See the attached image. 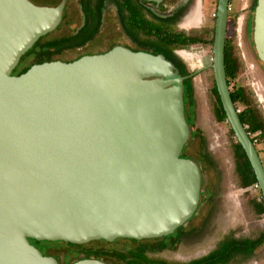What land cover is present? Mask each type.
Listing matches in <instances>:
<instances>
[{
  "label": "water",
  "instance_id": "water-1",
  "mask_svg": "<svg viewBox=\"0 0 264 264\" xmlns=\"http://www.w3.org/2000/svg\"><path fill=\"white\" fill-rule=\"evenodd\" d=\"M64 7L65 0H0V264H60L31 239L85 244L168 236L194 217L202 199V170L182 156L191 136L186 77L163 53L117 45L13 74L59 27ZM229 10L230 0H218L211 67L264 197V162L227 78ZM253 43L264 64V0H257Z\"/></svg>",
  "mask_w": 264,
  "mask_h": 264
},
{
  "label": "rangeland",
  "instance_id": "rangeland-1",
  "mask_svg": "<svg viewBox=\"0 0 264 264\" xmlns=\"http://www.w3.org/2000/svg\"><path fill=\"white\" fill-rule=\"evenodd\" d=\"M38 1L55 2L57 0ZM254 1H231L227 38H230L234 44V51L240 63L239 73L232 79L231 88L237 85L243 86L250 93L252 102L258 106L264 117V64L258 59L255 47L252 46V37L250 38L249 34L246 35L247 20L249 19L250 10H254L251 7ZM70 2L71 21L61 26L49 37L74 34L81 26V1L70 0ZM217 2L218 0H194L187 16L180 21L177 29L197 32L202 28L214 26ZM149 17L150 19L153 18L151 13H149ZM131 32L135 34L137 31L131 28ZM87 33L84 32V39L86 35L92 34L91 32ZM153 38V36L148 37L149 40ZM46 39H43V42ZM95 39L97 43L94 42L92 45L86 43L81 47H65L58 53L56 58L71 61L80 55L102 53L116 42L129 43L130 39L125 32V28L119 22L112 7H109L106 12ZM175 53L184 60L188 70L194 72L192 78L194 99L188 104L193 119V127L191 128L186 154L200 158L206 148L215 163H217L220 173L205 165L201 199L203 202L202 204L200 202L199 209L194 217L183 226L182 232L184 234L180 235L181 239L174 238L176 243L172 248L162 251L149 250L147 252L148 257L170 262L171 264L201 258L214 250L227 236L252 237L264 230V215L258 217L249 208V201L258 194V189L254 186L241 188L238 185L232 149L234 137L230 132V124L227 121H218L214 113L212 86L215 76L211 67L213 63L211 46L198 43L190 47L176 48ZM31 61L32 59L27 60V62ZM200 68H202L201 71L197 72ZM239 107L242 110L244 105L240 104ZM198 129L202 131V135L196 134L193 137L192 133ZM254 137L257 140V143H255L264 162V141L255 134ZM143 242L129 238H119L115 241L95 240L85 244H69L60 241V247L50 248L48 253L60 262L64 261L65 256L70 259L77 256H79L78 258L100 259L94 254L87 255L88 253L85 250L92 247L101 250L105 254L104 261L108 263L128 264L126 261L121 260L117 253H127L141 244L154 245L159 240L152 239ZM228 264H264V243L255 250L251 257L244 258L238 255Z\"/></svg>",
  "mask_w": 264,
  "mask_h": 264
},
{
  "label": "trees",
  "instance_id": "trees-1",
  "mask_svg": "<svg viewBox=\"0 0 264 264\" xmlns=\"http://www.w3.org/2000/svg\"><path fill=\"white\" fill-rule=\"evenodd\" d=\"M86 0H84L85 2ZM89 5H84L83 8L85 10L87 16V24L85 25V29L79 32L78 34H74L70 37L58 36V37H49L50 34L43 36L39 39V41L21 58L19 65L13 71V74L19 75L26 70H28L33 64L41 63L44 61L55 60L58 53L62 51L65 47H72L78 44L79 41L83 40L84 32L90 33L94 26V16L96 15L97 10H101V5H96L95 0H89ZM257 5V0L254 1L253 8ZM230 18V14H229ZM250 33L253 34V26H254V13L250 17ZM96 26V24H95ZM87 33V34H88ZM94 33V32H92ZM148 33L149 36H153L154 38L150 41V50L154 54L163 53L168 59H170L173 63L177 65L178 74L180 75H189V77L185 80L184 83V99L186 106V116L190 127H193V119L190 115L189 111V103L194 99V87L192 83V78L194 72L188 70L186 63L184 60L175 53L176 48L180 47H190L192 45L202 43L208 44L211 46V50L213 53V42H214V34H215V25L211 28H205L202 32H187L184 30L179 31H168L166 28L161 33L159 28L155 24L148 25ZM48 37V39H46ZM83 38V39H81ZM43 39H46L43 42ZM79 40V41H78ZM73 41V42H72ZM252 46H254L253 41L251 42ZM235 46L232 43L230 38L226 39V49H225V63H226V71L229 85L231 87V81L234 79L240 70V63L235 54ZM258 57V56H257ZM32 59L31 62H27V60ZM176 67V66H175ZM212 93L214 95V113L218 121L223 122L227 121V114L224 110L220 94L217 89L216 81L214 79L212 86ZM231 96L236 105V108L239 110L240 118L243 124L246 126L247 131L249 132L252 140L257 143L254 134L258 136V138L263 139L264 141V117L258 106H256L250 97V93L246 91L243 86L237 85L234 88H231ZM244 105V108L240 110L239 105ZM229 123V122H228ZM230 132L233 134L234 141L232 143V149L234 154L235 161V174L237 177L238 185L241 188H249L254 186L256 183L258 184L256 174L251 165V162L243 149L242 145L238 142L235 137V133L230 126ZM196 134L202 135L201 130L194 131L192 136L194 137ZM205 143V140H204ZM255 143V144H256ZM188 143L185 145V148L182 152L183 157L193 158L200 166L202 170V174L204 176L205 165H208L216 172L220 173L218 170V165L213 160L210 152L207 149H204V152L201 154L200 158H195L186 154V148ZM203 194V192H202ZM203 200L201 201L202 204ZM250 211L253 212L256 216L261 217L264 215V197L263 194L258 188V194L255 195L249 201ZM184 226V225H183ZM183 226L179 227L173 234L160 237L153 238L154 240H159L158 243L154 245L141 244L134 250H129L127 253H117V256L126 261L128 264H171L170 262H166L163 260L153 259L148 257L147 252L149 250L152 251H162L165 249L172 248L174 246L175 239H181L182 234H184ZM173 238V239H172ZM135 240V239H134ZM152 240V239H151ZM140 242V240H135ZM31 242L35 244L41 251L49 255L48 250L50 248H58L60 247V241H39L35 239H31ZM63 242V241H62ZM143 242V241H142ZM68 243V242H67ZM264 243V230H261L257 235L252 237H243L237 238L235 236H227L225 237L219 245L212 250L207 255L193 259L184 263H175V264H228L230 263L236 256L241 255L244 258L251 257L255 250ZM72 244V243H69ZM81 246V245H80ZM87 255H95L100 257L101 260H105V254L98 248H88L85 250ZM79 256L70 259L65 256L63 262L60 264H72L73 262L80 260L82 258H78ZM85 258V257H84ZM88 258V257H86ZM99 259V258H97ZM114 264V263H110Z\"/></svg>",
  "mask_w": 264,
  "mask_h": 264
},
{
  "label": "flooded vegetation",
  "instance_id": "flooded-vegetation-1",
  "mask_svg": "<svg viewBox=\"0 0 264 264\" xmlns=\"http://www.w3.org/2000/svg\"><path fill=\"white\" fill-rule=\"evenodd\" d=\"M31 1H33L38 5L55 6L64 0H57L55 2L54 1L39 2L38 0H31ZM80 1L82 7V24L74 34H78L79 32L83 31L82 29H85V25L87 24V16L83 8V3L84 5H89L90 3L89 0H86L85 2L84 0H80ZM193 1L194 0H162L159 4H157L155 2H149L147 0H95V3L97 2L96 5L98 6L101 5L100 6L101 10H97L96 15L94 16V21H95L93 26L94 29L91 30V33L92 32L94 33H92L91 35H86L85 39L79 41L77 45L72 46L71 48L81 47L86 43L89 44L91 43V45L94 42L97 43L95 36L98 33L103 23L106 12L109 10V7L110 8L112 7L119 22L124 26L125 32L127 33L130 42L129 43L116 42L110 48H108L103 52H106L117 45H123L125 47L131 46L133 48L131 47L128 48L136 51L137 50L151 51L149 45L151 40L148 39L149 37L148 25L150 23L155 24L159 28V31L161 33L165 30V28L168 31H179L177 27L180 25V21H182L187 16L190 8L192 7ZM231 1L232 0H230V10H231ZM253 5L254 3L252 4L251 7H253ZM230 10H229V14H230ZM70 11H71V2L70 0H65L62 22L56 30L49 33L50 35L53 34L55 31H57L61 26L68 23V21H71ZM149 13H151L153 18L150 19ZM253 13H255V10L251 9L249 19L247 20V25H246V32H247L246 35L249 34L250 38L252 37V39H253V34L251 35L250 33L251 31L249 30L250 29L249 20ZM131 28H133V30H136L137 32H135V34L132 33ZM204 29L205 28H202L200 29V31L202 32ZM85 31H87V29H85ZM74 34L71 35L62 34L60 36L70 37L73 36ZM81 56L83 55H80L79 57ZM57 59L63 60L62 58H57ZM64 61L66 60L64 59ZM174 65L176 66L175 71L178 73L177 65L175 63ZM180 76H185L186 77L185 80L189 77V75H180ZM147 240H151V239H143L140 240V242Z\"/></svg>",
  "mask_w": 264,
  "mask_h": 264
},
{
  "label": "built area",
  "instance_id": "built-area-1",
  "mask_svg": "<svg viewBox=\"0 0 264 264\" xmlns=\"http://www.w3.org/2000/svg\"><path fill=\"white\" fill-rule=\"evenodd\" d=\"M254 187H255L256 189H258V188H259V185L256 183V184L254 185Z\"/></svg>",
  "mask_w": 264,
  "mask_h": 264
}]
</instances>
